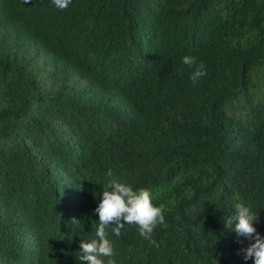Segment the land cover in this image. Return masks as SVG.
<instances>
[{
	"label": "trees",
	"instance_id": "16d2710c",
	"mask_svg": "<svg viewBox=\"0 0 264 264\" xmlns=\"http://www.w3.org/2000/svg\"><path fill=\"white\" fill-rule=\"evenodd\" d=\"M113 178L167 224L106 229L115 264H253L224 224L264 236V0H0V264H81Z\"/></svg>",
	"mask_w": 264,
	"mask_h": 264
},
{
	"label": "clouds",
	"instance_id": "9594fccd",
	"mask_svg": "<svg viewBox=\"0 0 264 264\" xmlns=\"http://www.w3.org/2000/svg\"><path fill=\"white\" fill-rule=\"evenodd\" d=\"M24 4L30 0H22ZM72 0H52V4L63 11L71 4ZM182 63L191 69L190 80L197 85L206 73V66L198 62L193 56H184ZM109 177L113 176L111 170ZM102 196L95 208V214L99 221L95 229V238L81 240L79 243V260L81 264H105L103 257H108L107 264H115V255L112 243L106 238V229L111 228L116 236H120L125 225H136L139 235L150 244H155L152 239L154 228L157 225L167 227L165 216L162 214L163 205L154 206L150 198L149 190L141 188L134 191L127 183L113 178L103 188ZM234 215L229 217L224 226L235 232L238 237H244L249 241L246 248L241 249L245 261L252 260L253 264H264V236H261L254 224L258 222L259 216L255 214L250 206L242 203L234 205Z\"/></svg>",
	"mask_w": 264,
	"mask_h": 264
}]
</instances>
